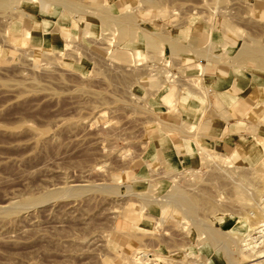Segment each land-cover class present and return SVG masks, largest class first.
Instances as JSON below:
<instances>
[{"label": "rangeland", "instance_id": "374dc122", "mask_svg": "<svg viewBox=\"0 0 264 264\" xmlns=\"http://www.w3.org/2000/svg\"><path fill=\"white\" fill-rule=\"evenodd\" d=\"M263 159L264 0H0V264H263Z\"/></svg>", "mask_w": 264, "mask_h": 264}, {"label": "crops", "instance_id": "0c3cea01", "mask_svg": "<svg viewBox=\"0 0 264 264\" xmlns=\"http://www.w3.org/2000/svg\"><path fill=\"white\" fill-rule=\"evenodd\" d=\"M209 71L207 77L211 81L210 85L213 91L218 94L223 107L229 114L227 130L233 131L229 135L232 143L237 140L238 133L236 129H238V126L241 124L246 125V116L250 112L249 106L251 108V104H249L247 99L248 95L254 90V80L252 79V75L246 72L239 74L233 69L223 68L221 64L217 63ZM239 114H242L241 117H239Z\"/></svg>", "mask_w": 264, "mask_h": 264}, {"label": "bare ground", "instance_id": "6f19581e", "mask_svg": "<svg viewBox=\"0 0 264 264\" xmlns=\"http://www.w3.org/2000/svg\"><path fill=\"white\" fill-rule=\"evenodd\" d=\"M9 1V0H8ZM107 14V13H106ZM260 54L261 53H259V50H257L256 48H244L242 51H241V53H239V58L240 59H242V60H244V61H251L252 63H254L255 65H256V67H259L260 65H261V59H260ZM198 69L200 70V71H202L203 70V67H201V66H198ZM167 77H169V76H167ZM166 77V78H167ZM170 78H171V74H170ZM169 78V79H170ZM173 81V80H172ZM168 82V81H167ZM202 96H204L203 98L206 100L205 102H206V106H209V101H208V96H207V92H205V94L204 95H202ZM262 150V149H261ZM221 157H213V159H215V160H221L220 159ZM223 160L225 161V162H227L228 160H230V159H228L227 157L226 158H224L223 157ZM227 160V161H226ZM264 160V159H263ZM262 163H263V161H262ZM263 165V164H262ZM216 167V166H215ZM227 172V171H226ZM251 172V171H250ZM252 172H253V170H252ZM215 173V172H214ZM229 174V173H228ZM253 174H254V172H253ZM231 175V174H230ZM255 176V175H254ZM224 178V177H223ZM112 179V178H111ZM245 180V179H244ZM250 180V179H249ZM248 180V181H249ZM118 181V180H117ZM232 183H233V181H232ZM251 183H253V182H251ZM257 185V184H256ZM243 191H244V189H242ZM245 192V191H244ZM248 193V192H247ZM178 198V197H177ZM153 202V201H152ZM172 202V201H171ZM166 203V202H165ZM190 203H191V201H190ZM190 203L186 200V199H180V201H178L176 204L178 205V207L179 208H181L182 210H183V212H185V213H190L191 212V205H190ZM259 203V202H258ZM172 204H175V202H173ZM255 206V205H254ZM258 206V205H257ZM253 207V206H252ZM250 208V207H249ZM255 208H257V207H255ZM259 208V207H258ZM252 209H254V207L252 208ZM260 211V210H259ZM192 213V212H191ZM248 213V212H247ZM255 217L256 216H258V215H260V213H258L257 211L255 212V209H254V212L252 213ZM247 215V214H246ZM253 215H252V217H253ZM249 217V216H248ZM254 217V218H255ZM259 218V217H258ZM260 218H261V216H260ZM133 219V218H132ZM246 219V218H245ZM252 220H255V219H252ZM260 222H263V221H260V219H259V221H257L254 225H259V223ZM252 223V222H251ZM250 224V223H249ZM253 224V223H252ZM251 224V225H252ZM264 225V224H263ZM250 227V226H249ZM207 234H208V237H209V239H211L212 241L213 240H215L216 239V235L212 232V231H207ZM248 236V235H247ZM232 237V236H231ZM237 238V237H236ZM244 242V241H243ZM251 242V241H250ZM220 244V243H219ZM224 244V243H223ZM143 245V244H142ZM246 245V244H245ZM247 246H249L248 244H247ZM254 248V247H253ZM139 250V249H138ZM252 250V249H251ZM253 251V250H252ZM251 254V253H250ZM249 255V254H248ZM247 255V263H250V262H255V261H257V260H260V259H263L264 258V250H262V251H259V252H254L252 255H250V256H248ZM138 256V254L136 255V257ZM144 256V255H143ZM135 257V258H136ZM128 259H129V257H128ZM122 261V260H121ZM133 262V261H132ZM231 264V263H230ZM259 264H262V263H259ZM264 264V263H263Z\"/></svg>", "mask_w": 264, "mask_h": 264}]
</instances>
